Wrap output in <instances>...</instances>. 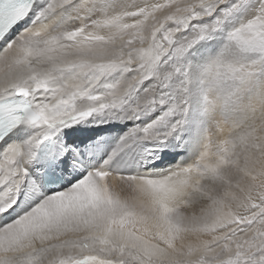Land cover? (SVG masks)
Segmentation results:
<instances>
[{
    "label": "snow or ice",
    "instance_id": "6c2138e0",
    "mask_svg": "<svg viewBox=\"0 0 264 264\" xmlns=\"http://www.w3.org/2000/svg\"><path fill=\"white\" fill-rule=\"evenodd\" d=\"M0 264H264V0H0Z\"/></svg>",
    "mask_w": 264,
    "mask_h": 264
}]
</instances>
